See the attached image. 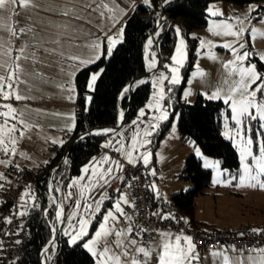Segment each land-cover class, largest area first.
<instances>
[{
    "label": "rangeland",
    "instance_id": "rangeland-1",
    "mask_svg": "<svg viewBox=\"0 0 264 264\" xmlns=\"http://www.w3.org/2000/svg\"><path fill=\"white\" fill-rule=\"evenodd\" d=\"M136 1L35 0L36 7L19 9L18 26H31L34 32L28 33L22 39L14 40L13 47L15 48L23 43L32 45L36 41H42L44 48L55 49V52L53 54L45 53L42 48L37 51L39 62L33 64L31 59L26 62L22 61L26 74H21L20 78L23 83L17 85V92L25 96L26 99L20 101L13 99L8 102L17 109L18 114H23L18 115L17 119L24 120L28 127L25 128L23 125L17 124V132L12 134L16 138L17 143L14 146L8 145L10 150L9 157L3 151H0V160H13L18 163L35 166L43 165L46 161L45 154L50 153L51 143H54L53 141H63L64 135L73 131L74 127L72 125L73 123L75 125L78 95L76 74L81 68L98 61L102 56L109 57L107 54L110 46L108 37H112L118 41L115 46L123 39V35H120V30L123 28L124 33L125 17ZM86 5L89 7H86ZM213 6L214 10L219 9L223 15L214 17L209 14L207 26L195 28L191 32V35L196 36L198 40L195 49L194 66L189 73L187 84L182 92V99L187 102H193L198 93H202L204 98L208 99L212 93L217 91L220 93L219 98L223 100H227L229 95H233L236 99H239L238 92H230V89L236 87L237 82L241 79L238 71L239 67H249L254 64L256 65L257 72L264 74V67H259L257 63V59L264 62V35H261V33H264V22H260L255 18L251 21L245 20L243 24L245 32L241 34L239 39L235 36L224 34L225 30L222 28H215L214 31H210L214 27V24L225 22L233 25L232 31H237L241 25L236 17L239 16L243 19L248 7L226 0H212L208 9ZM9 8H11V5ZM64 8L78 12L81 18L77 19L75 16H65L62 12ZM9 14L5 13V16ZM252 15L256 17L254 13ZM166 21L170 24L172 19L168 15H163L160 24L157 25L156 32L148 39V41H152V44L149 45L148 42L146 44L148 55L147 68H150L151 59L156 58L157 60L158 44L155 43L154 38L158 37V34L164 30ZM4 22L17 23V20L13 17L11 21L6 20ZM68 25H71V28L67 27ZM179 27L181 31L179 34L176 32L177 42L169 61L149 77L153 86L151 97L147 102L149 113L151 117L160 118L166 112L167 119L173 115L171 124L160 138L158 131L166 119H159L155 124H148V127L143 130V137H146L150 143L146 146L139 145L133 158L136 160L135 164H137L140 157L148 153L151 154L149 164L145 166L150 171L154 170L156 175H152L150 184L156 185V189L161 194L160 196L170 198L173 193L180 190L186 191L194 186L191 180L182 177L180 173L183 171L188 156L191 154L196 155V149H199L201 156H196L202 160L203 164L205 159L211 162H219V164L218 167H209L212 170V184L208 187L207 192L195 197L196 217L219 226L225 223L237 224L239 221L229 216L226 208L229 204L238 200L235 199L234 195H230V190L234 188V185L239 183V174L243 172L242 164L241 170L237 175L226 176L220 159L206 154L194 141H182L180 137L178 126L180 113L179 111L173 113L174 106L171 102L173 96L170 94V89L176 83H171V77L177 76L179 82L183 79L184 66L187 64L189 58V47L187 38L181 26ZM251 28L258 29L255 37L251 34ZM33 35H35V40L32 39ZM57 39L62 43H51V41ZM181 40L184 41L183 46L180 44ZM239 43H245V48L240 49ZM155 44L157 48H154ZM225 44H231L232 47L225 48ZM93 45H99V47L93 48ZM115 46L112 48V51ZM177 48H181L182 51L178 53ZM233 49H236L239 54L247 50L249 52L248 59L242 62L236 61V53H234ZM28 51H36V49L30 46ZM61 52L64 54L63 57L59 55ZM70 55H75L78 59H67ZM97 56L99 57L98 59L96 58ZM173 57H177L180 60V64H176L172 59ZM229 61H235V64L225 67L226 64H229ZM155 66L156 63H154ZM174 67L178 69L176 73H172L171 71ZM34 70L40 73L47 82H43L41 79L33 76ZM100 72L101 70L93 71L91 77L96 75L98 78ZM245 79L247 78L245 77ZM96 81L97 79L93 82L90 78V89L93 90L95 88ZM69 87L74 89V91L69 92ZM251 87L255 88L256 85L252 84ZM127 89L129 90L128 86ZM161 92L163 98H161ZM186 93L188 94L186 95ZM69 95L72 96L71 100L67 98ZM257 98L258 100L264 99L259 93ZM0 103H4V101L0 100ZM230 104L231 101H229L230 109H226L222 117L223 134L227 131L229 137H234L228 139L236 146L239 156L241 147L246 143L247 137L251 136L254 141L252 150L254 154L259 155V144L261 141H264V135H261L264 130L259 128V124L264 123V121H248L245 118V124L237 126L232 119L234 113ZM150 105L151 107H149ZM0 111H4V109L0 108ZM250 111L255 113V109H250ZM226 123L228 125L227 128L225 127ZM245 126L250 127L252 131L246 135L244 132H241L242 140L240 137H236V128H243ZM70 127L71 130H69ZM148 128L151 135H145ZM21 131L24 133L23 136L19 135ZM13 147H15L14 154L11 153ZM104 147L105 145L103 144V149ZM249 162L251 163L250 158ZM214 181H219V183H214ZM231 181H233L232 185H227ZM72 185L73 183L69 181L67 198L65 200L68 215L70 211L75 209L76 201H78L76 189L78 188V192L80 191L79 183L76 184L75 188ZM249 188L251 189L250 193L243 198V201H246L245 204L247 202L250 204L249 201L263 204L264 190ZM120 189L121 192L128 194V198L131 201L128 183H121ZM217 189L219 193L216 192ZM104 194L107 197H111V193L108 190H105ZM119 195L120 193L115 195L116 199L119 198ZM114 202L112 203L113 205ZM112 204L108 203L105 209H103L104 203L101 205V210L103 209L102 217L97 228H95L87 240L94 237L95 231L99 229V224L102 222L103 215L108 209L113 207ZM122 206L126 208L127 205ZM97 214L92 215L91 219H96ZM63 216L61 222L64 225L65 218ZM122 227H125V225ZM89 229L90 227L88 226L86 229L87 233ZM109 239H114V237H110ZM44 262L47 263V261ZM199 264L201 263L199 262Z\"/></svg>",
    "mask_w": 264,
    "mask_h": 264
},
{
    "label": "trees",
    "instance_id": "trees-1",
    "mask_svg": "<svg viewBox=\"0 0 264 264\" xmlns=\"http://www.w3.org/2000/svg\"><path fill=\"white\" fill-rule=\"evenodd\" d=\"M212 0H171L167 6L168 16L172 19L169 24L166 21L165 31L161 39V64L169 61L177 42L176 27L181 26L188 42L189 58L184 66L183 79L176 83L170 94L174 106L173 113L179 111L178 126L182 141H194L208 155L220 159L225 175L235 176L241 170V160L234 143L223 134V113L229 110V103L219 99H205L202 93H198L193 102L182 99V92L187 84L188 76L192 70L196 57V45L198 38L192 36L195 28L205 27L209 21L208 7ZM239 5L248 6L255 3L259 5L258 13L264 14V0H226ZM164 0H150L151 6L143 4V0H137L129 11L124 21L123 39L115 46L112 54L107 58L102 56L98 61L81 68L76 74L77 107L76 120L73 131L68 139L62 143L63 152L69 148L67 163L62 162L61 155L56 156L54 162L44 163L43 166L32 173L20 184L21 197L19 214L24 221L28 234L21 240L23 255L20 264H96V258L83 247V243L91 236L97 227L104 207L93 221L88 235L76 244H70V236L65 231L72 233L65 219L63 227L58 233L56 242L50 245L55 223V208L49 191L48 178L52 168L58 166L57 182L65 186L67 198V186L69 181L82 173L84 167L96 155L100 154L103 144L107 142L114 132L99 131L101 134L88 131L97 126H113L119 123L122 106L127 105L129 90L125 92L129 83L138 75L146 71L148 67V55L146 44L150 36L156 31ZM257 16V13H254ZM154 48H157L156 44ZM156 63V58L151 59ZM259 67H264V62L257 59ZM158 68V69H159ZM101 70L95 88L89 87L93 71ZM152 81L147 78L139 83L131 99L130 108L125 122H130L137 117L139 111L147 104L152 94ZM90 98V99H89ZM170 98V97H169ZM173 115L164 120L160 126L159 138L171 124ZM83 134L82 137H80ZM203 162L195 154L188 156L182 177L191 180L194 186L188 190H180L164 199L159 196L153 198L156 205H160L167 212L179 211L185 214L192 224L202 227H217L207 221L200 220L195 213V197L206 193L212 184V170L205 168ZM121 183L129 179L125 177ZM151 189V188H150ZM152 191V190H151ZM28 193L25 195V193ZM120 193V192H119ZM232 193L236 199L243 201L246 192L233 188ZM23 197V198H22ZM114 198L106 199L105 205L113 202ZM235 202V201H234ZM245 202V201H243ZM67 211V208H66ZM8 216H3L0 221V231L7 226ZM250 226H264V221L254 220L243 222ZM214 225V226H212ZM50 245V246H49ZM47 254L42 251L47 247ZM51 259H48V257Z\"/></svg>",
    "mask_w": 264,
    "mask_h": 264
},
{
    "label": "snow or ice",
    "instance_id": "snow-or-ice-1",
    "mask_svg": "<svg viewBox=\"0 0 264 264\" xmlns=\"http://www.w3.org/2000/svg\"><path fill=\"white\" fill-rule=\"evenodd\" d=\"M171 3V0H164V4ZM143 4L151 6L150 0H143ZM11 5V8L9 6ZM35 0H0V100L4 101V103H0V108L4 109V111H0V151H3L5 155H8L10 150L8 145H15L17 143L16 138L12 135L17 132V124L23 125L25 128L28 125L24 120L17 119L18 115H23L22 113L17 112V109L12 106V104L8 101L16 100L20 101L26 99L25 96L18 94L17 85L23 83L21 80V74H26V70L23 67L22 61L32 60L33 64L39 62V57L37 56V51L43 48L45 53L53 54L55 49L44 48L42 41H36L35 44L30 45L29 43L20 44L17 47H13V41L22 39L28 33H33L34 30L31 26L19 27L18 19L20 16L19 9L24 8L28 9L31 7H36ZM86 7H89L86 5ZM260 6L256 4H249L247 7V13L244 15L243 19L239 16L236 17L237 21L241 25L237 31H232L233 25L229 23L222 24H214V27L210 29V31H214L215 28H222L225 30L224 34L232 35L240 38L241 34L245 32V28L243 27L244 21H251L252 19H258L260 22H264V14L258 13V8ZM51 10V9H49ZM65 16H75V18L80 19V15L78 12H74L72 9L64 8L62 10ZM208 12L211 16H219L223 15V13L219 9L214 10V6L208 9ZM5 13H10L8 16H5ZM252 13H257V16L254 17ZM13 17L16 18L17 23H6L4 21H11ZM67 27L71 28V25ZM181 31L180 27H176V32L179 34ZM251 34L253 37L258 33V29L251 28ZM120 35H123V28L120 30ZM264 35V33H261ZM32 39L35 40V35L32 36ZM118 41L114 40L112 37H108L109 48L107 54L110 56L112 54V48ZM54 44L62 43L59 39L55 41H51ZM148 44L151 45L152 41L149 40ZM181 46H183L184 41H180ZM33 47L36 51L29 52V47ZM93 48H98L99 45H93ZM225 48L232 47L231 44H225ZM239 48L244 49L245 43H239ZM182 51L181 48H177V52L180 53ZM234 53H236V61H244L248 59L249 52L245 50L242 54H239L236 49H233ZM61 57L64 56L63 52L59 53ZM99 58L98 56L96 57ZM215 58V57H213ZM69 60H77L78 57L75 55H70L67 57ZM176 64H180V60L177 57L172 58ZM230 64H235V61H229V64H226L225 67H228ZM149 67H154V64H150ZM172 73H176L178 71L177 68L171 69ZM238 71L240 73L241 79L237 82V86L230 89L231 93H239V99H236L233 95H229V98L225 100V103L228 104L231 101V109L234 115L232 119L235 121L237 126H241L245 124V118L248 121H264V99L258 100V93L261 97H264V74L258 73L256 70V65H251L249 67H239ZM201 75H203L201 73ZM33 76L41 79L43 82H47L44 77L40 74L33 71ZM245 77L247 79H245ZM94 82L97 79L96 75L91 77ZM179 82V78L177 76L171 77V83L175 84ZM259 82V83H257ZM255 84L256 87L252 88L251 85ZM91 87V85H89ZM74 91L71 87H69V92ZM125 92L128 89L124 90ZM188 93H186L187 95ZM219 91L212 93L208 98L209 99H217L219 98ZM69 100L72 99V96L69 95L67 97ZM161 98H163V94L161 92ZM90 99V98H89ZM151 107V105L149 106ZM250 109H255V113L251 112ZM140 115H144V111H140ZM121 117H123V113H121ZM160 119H167V113H163ZM74 121V118H73ZM11 122V123H10ZM135 123V122H134ZM74 123L72 127H74ZM227 128V123L225 124ZM259 128L264 130V123L259 124ZM71 130V127L69 128ZM252 131L250 127H237L236 128V137H241V132H244L245 135ZM107 132H115L114 129H106ZM101 134V133H96ZM20 136H23L24 133L19 132ZM145 135H151L150 132H145ZM224 135L227 138L229 137V133L226 131ZM264 135V132L261 133ZM55 143V141H53ZM63 143V141H61ZM117 143H120L117 141ZM145 143H150V141H145ZM254 141L251 136H248L246 139V143L240 150V159L243 167L242 174H239V183L235 185L236 187H251L253 189L259 188L264 190V141H261L259 144V155L254 154L252 150V145ZM109 145H105L108 147ZM123 144L120 145L119 148L116 149L117 152L122 151ZM11 153H15V147L11 149ZM150 153L143 155L139 159H142L144 165L149 164ZM196 155L201 156L199 149H196ZM127 161L129 164H135L136 160L133 158L132 153L129 151L126 153ZM249 158L251 163L249 162ZM10 161L0 160V164L7 165ZM47 163V162H45ZM67 163V161H65ZM96 163L101 164H114L116 169L121 170L123 166L119 163V161L111 160L110 157L104 156L101 161L94 162L91 166L92 175L88 177L91 181L92 177H96V183L100 184L101 188H104L105 185H109L110 180L107 177H111L114 179L124 180L123 176L112 177V173L114 171L113 167L109 166L106 170L102 172H98L96 169ZM219 162H211L208 160H204V167H218ZM254 165V166H253ZM84 173L89 172V168L85 167L83 169ZM151 175L155 176L156 172L153 170ZM0 179H6L3 173H0ZM84 177L78 178V180L73 181V184L79 183V180H83ZM132 179H138L137 177H133ZM235 179V177H233ZM102 181V183H100ZM214 183H219V181H214ZM71 186V185H70ZM130 183L128 187H130ZM87 187V186H85ZM150 187L155 192L156 196H160L161 194L156 189L155 184H151ZM59 191V189H56ZM120 192L119 198L115 200L114 205L111 209H108L106 213L103 215L102 222L99 224V229L95 231L94 237L85 241L83 243V247L87 249L89 253L92 254L93 257L96 258V264H152L154 260V264H199L201 259L200 253L198 251V244L194 242V238L190 235L185 234L184 232H180L179 234L172 233L169 231H160L159 235L163 239V244L158 246V250L154 249L146 242H142L141 239L143 234L147 231L143 226L136 227L133 223V215L129 214L125 211V208L122 205L131 206L135 208V202L130 201L128 198V194L125 192ZM28 193L26 192L25 195ZM81 195H83V189L81 191ZM23 198V197H22ZM106 199H109L106 195L101 194L100 198L95 201V207L91 204H85V210L92 209V214L99 213L101 211V205L104 203ZM76 207L80 208V202L76 201ZM63 214V209L56 213L57 218H60ZM20 215H24V213H20ZM75 215V213H73ZM153 215L158 216L161 220L168 219H176L171 213L169 214H161L159 212L153 213ZM121 218L128 221V224L125 227H120ZM11 223L9 219L7 221ZM179 222V221H178ZM187 222V221H185ZM88 221L85 219H81L79 221V230L73 233H69L65 231V235L70 236V244H76L79 240H82L83 237L87 236L88 233L85 230V226ZM56 229L53 228V232ZM156 231V230H153ZM254 234L264 235V230L261 229H253L251 230ZM240 236L243 237L244 233H240ZM110 237H114V239H109ZM19 243V241H17ZM50 243L54 246V241H50ZM47 254L48 249L44 250ZM211 256L215 262V264H264V247L255 248L253 247L251 252L245 256L244 253L247 251L245 248L237 249L235 245H222L220 249H209ZM229 253H233L231 257ZM140 254V255H137ZM48 259H51L49 256Z\"/></svg>",
    "mask_w": 264,
    "mask_h": 264
},
{
    "label": "built area",
    "instance_id": "built-area-1",
    "mask_svg": "<svg viewBox=\"0 0 264 264\" xmlns=\"http://www.w3.org/2000/svg\"><path fill=\"white\" fill-rule=\"evenodd\" d=\"M82 136L83 134L80 137ZM69 137L70 133L64 135V139ZM62 152L61 142L51 143L50 153L45 154V162H54L56 156L59 155H61V160L58 162V166L62 162H68L67 149L64 153ZM7 157L9 156L7 155ZM121 162L123 169L122 171L119 170L117 177L123 176L129 179L132 201L135 202V208L126 206L125 211L133 215V223L137 228L143 226L147 230L142 238H138L142 242L148 243L152 241L159 236L160 230L164 228H173L192 236L194 242L198 244L200 254L209 253V249H220L222 245H235L237 249L245 248L247 249L245 252L247 254L251 252L253 247H264V235L254 234L251 231L253 229L264 230V226H250L245 223H239L221 228L202 227L192 224L182 212H165L160 205H156L150 189L151 172L153 170L150 171L142 160H139L137 164H129L127 160L122 158ZM42 166L18 163L13 160L7 165L0 164V173H3L4 177H6V179H0V221L3 216H8V220H11V223L7 222L6 228L0 231V264H20V258L23 255L21 240L28 234L25 221L18 211L22 193L20 184ZM58 166L52 168L48 178L50 195L56 205L55 220L59 208L63 206L64 210L66 196L65 186L57 182ZM133 177L138 179H132ZM117 180L121 181L120 179ZM56 189H59V191ZM57 197H59L58 200L56 199ZM157 212L165 215L171 213L176 219L161 220L158 216L153 215V213ZM124 224H128V221L121 218L120 227ZM54 225L53 228H55ZM240 233H244V236L241 237ZM44 264H48V262H44Z\"/></svg>",
    "mask_w": 264,
    "mask_h": 264
},
{
    "label": "crops",
    "instance_id": "crops-1",
    "mask_svg": "<svg viewBox=\"0 0 264 264\" xmlns=\"http://www.w3.org/2000/svg\"><path fill=\"white\" fill-rule=\"evenodd\" d=\"M126 106L121 107V111L125 110ZM144 111V115H140V111ZM139 111V114L135 119H133L130 122H125L120 128L116 129L115 132L112 134L111 138L104 143V145H109L108 147H104L102 149L101 153L94 156L85 167L89 168L88 173H84L82 171L81 174L74 176L70 182L73 183V181L78 180L80 177H84L83 180H79V186H80V191L78 192L77 190V196H78V201L80 202L81 207L77 208L75 206V209L69 212V215L67 214L66 211V217L65 219L67 220V226H69V230L72 231L73 234H75L76 231L79 230V221L81 219H85L88 221L87 225L85 226V230L88 228V226L91 228V225L93 223L91 217H92V209L85 210L84 205L85 204H91L93 205V208L95 207V201L98 200L101 196V194H104L105 190H108V192L111 193V197L114 198L113 202L116 200L115 195L119 194L117 191L118 189L121 191V182L118 181L117 179L107 177L110 180L109 185H105L104 188L100 187L99 183H96V177H92V180L90 181L88 179L89 176L92 175L91 172V166L94 162L101 161L104 156L110 157L111 160L114 161H119L121 164L122 158L127 160L126 153L129 151L132 153V156L136 153V150L138 149V146H146L149 143H145V141H149L146 137H143V130L148 127V124H155L157 121L160 119L158 117H151L149 113V109L147 104ZM120 111V113H121ZM135 122V123H134ZM150 129H147V132H149ZM119 141L120 143H117ZM123 144V149L120 152H117L116 149L120 147V145ZM142 160V159H140ZM143 162V161H142ZM35 166V165H33ZM41 166V165H40ZM109 166L113 167L114 171L112 173V177H117L119 170L116 169V166L114 164H101V163H96V169L98 172H102L106 170ZM84 167V168H85ZM78 177V178H77ZM234 181V180H233ZM228 182L227 185H232V182ZM102 183V181L100 182ZM151 185V184H150ZM87 186V187H85ZM72 187H76V184H73ZM151 188V187H150ZM234 188L240 189L245 191L247 194L250 193L251 189L249 187H236L234 185ZM83 189V195H81V191ZM155 198L157 199L159 196H156L155 192L151 188ZM232 190H230V195H234L232 193ZM219 193V190L217 189L216 191ZM129 193L131 196V201H132V193L131 189L129 187ZM79 194V195H78ZM224 195V193H222ZM246 194V195H247ZM105 195V194H104ZM162 197V196H161ZM110 198V197H109ZM164 199H167L165 197H162ZM236 199V197H235ZM106 201V200H105ZM112 202V203H113ZM246 202V201H245ZM241 202L240 200L235 201L232 204H229V206L226 208L228 211L229 216H232L233 219L239 221V223L247 222V221H254V220H259V221H264V203H259L255 201H249L250 204L247 202ZM113 205V204H112ZM106 207L105 202L103 208ZM165 211V210H164ZM167 212V211H165ZM75 213V215H73ZM263 215V216H262ZM92 220V221H91ZM237 223V224H239ZM125 226L127 224H124ZM227 225H235L232 223H225L222 226L216 225L217 227H224ZM214 226V225H212ZM97 228V227H96ZM90 231V229H89ZM160 231H169L172 233L179 234L181 231L173 228H164ZM163 239L160 237V235L156 238H154L152 241L148 242L147 244L153 247L154 249L158 250V246L163 244ZM140 255V254H137ZM234 254H229L231 257ZM246 256L247 253H244ZM200 263L201 264H215L211 253H206V254H200ZM152 264H154V260L152 261ZM196 264V262H194Z\"/></svg>",
    "mask_w": 264,
    "mask_h": 264
},
{
    "label": "water",
    "instance_id": "water-1",
    "mask_svg": "<svg viewBox=\"0 0 264 264\" xmlns=\"http://www.w3.org/2000/svg\"><path fill=\"white\" fill-rule=\"evenodd\" d=\"M167 6L168 4H162V8H161V13H160V18H159V22L157 25L160 24L161 22V19L163 17V15H168L167 13ZM169 27H167L165 30H163L161 33L158 34V37H155V43L158 44V54H157V60H156V66L153 68V69H150V68H147L145 72H143L142 74L136 76L128 85V88H129V97H128V101H127V105H126V108L125 110L122 112L123 113V117H121V113H120V119H119V123L117 125H113V126H97L95 128H92L88 131L87 134H91V133H98L99 131H104L106 129H118L120 128L124 123H125V119H126V116L128 114V111H129V108H130V104H131V99L133 97V94L135 92V89L136 87L139 85V83L144 80L145 78H149L150 76H152V74L160 67V64H161V39H162V36L164 35L165 31L168 30ZM157 30V29H156ZM156 32V31H155ZM154 32V33H155ZM154 33L152 35H154ZM71 145V144H70ZM70 145L68 146L67 148V152L69 153V148H70ZM57 200L59 199V197L56 198ZM64 218L66 217V206H64ZM56 231L53 233V236H52V240L51 241H54L56 242L57 240V237H58V233L60 231V229L63 227V224L62 222L56 218L55 220V225H54ZM52 243H50L51 245ZM49 245V246H50ZM49 246H47L45 249H48ZM44 249V250H45ZM42 251V254L45 253V251ZM57 254H55L51 260L50 263L48 264H51L55 257H56Z\"/></svg>",
    "mask_w": 264,
    "mask_h": 264
},
{
    "label": "bare ground",
    "instance_id": "bare-ground-1",
    "mask_svg": "<svg viewBox=\"0 0 264 264\" xmlns=\"http://www.w3.org/2000/svg\"><path fill=\"white\" fill-rule=\"evenodd\" d=\"M154 40H155V38H154ZM150 63H151V64H153L151 60H150ZM151 68H152V67H151ZM61 209H63V206H62L61 208H59V210H58V211H60ZM63 212H64V210H63ZM62 216H63V214H62ZM62 216L59 218V219H60V221H61V218H62Z\"/></svg>",
    "mask_w": 264,
    "mask_h": 264
}]
</instances>
